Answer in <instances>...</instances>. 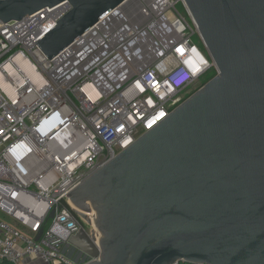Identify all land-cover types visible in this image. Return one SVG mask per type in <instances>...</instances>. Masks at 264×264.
<instances>
[{
	"label": "water",
	"instance_id": "1",
	"mask_svg": "<svg viewBox=\"0 0 264 264\" xmlns=\"http://www.w3.org/2000/svg\"><path fill=\"white\" fill-rule=\"evenodd\" d=\"M65 1L49 59L126 0H2L0 22ZM185 2L218 73L65 195L86 264H264V0Z\"/></svg>",
	"mask_w": 264,
	"mask_h": 264
},
{
	"label": "built area",
	"instance_id": "2",
	"mask_svg": "<svg viewBox=\"0 0 264 264\" xmlns=\"http://www.w3.org/2000/svg\"><path fill=\"white\" fill-rule=\"evenodd\" d=\"M71 10L0 22V262L86 264L64 253L87 231L65 195L217 72L185 0H126L49 59L37 41Z\"/></svg>",
	"mask_w": 264,
	"mask_h": 264
},
{
	"label": "rangeland",
	"instance_id": "3",
	"mask_svg": "<svg viewBox=\"0 0 264 264\" xmlns=\"http://www.w3.org/2000/svg\"><path fill=\"white\" fill-rule=\"evenodd\" d=\"M177 8H178V10H179L181 13L185 14V10H184V8L182 7L181 4L177 5ZM194 40H195V42H196L197 44H199V46H201V47L203 48V46H202L201 42L199 41V38H198V37H195ZM214 72H215V71H211L210 73H208V74L205 76V79H206L205 81H208V80L213 79V78H214ZM197 86H198V85H194L193 87H191V88L189 89V91H188L186 94L189 95V94L193 93V92L195 91V89L197 88ZM86 230L89 232L88 228H87ZM89 233H90V232H89ZM72 259H74V260L76 261V258L73 257V256H72Z\"/></svg>",
	"mask_w": 264,
	"mask_h": 264
},
{
	"label": "crops",
	"instance_id": "4",
	"mask_svg": "<svg viewBox=\"0 0 264 264\" xmlns=\"http://www.w3.org/2000/svg\"><path fill=\"white\" fill-rule=\"evenodd\" d=\"M64 253L67 254L70 258H72V256L69 254L68 245L64 248ZM23 264H46V263L41 258H26L23 261Z\"/></svg>",
	"mask_w": 264,
	"mask_h": 264
},
{
	"label": "flooded vegetation",
	"instance_id": "5",
	"mask_svg": "<svg viewBox=\"0 0 264 264\" xmlns=\"http://www.w3.org/2000/svg\"><path fill=\"white\" fill-rule=\"evenodd\" d=\"M69 254L76 258L78 262H88L89 260L80 251L69 246Z\"/></svg>",
	"mask_w": 264,
	"mask_h": 264
},
{
	"label": "trees",
	"instance_id": "6",
	"mask_svg": "<svg viewBox=\"0 0 264 264\" xmlns=\"http://www.w3.org/2000/svg\"><path fill=\"white\" fill-rule=\"evenodd\" d=\"M216 75H217V72L215 71V72H214V77H215ZM205 80H206V79L203 80V83H204V84H206V83H208V82L210 81V80H208V81H205ZM0 264H11V263H9V262H0ZM180 264H189V263H183V262H182V263H180Z\"/></svg>",
	"mask_w": 264,
	"mask_h": 264
}]
</instances>
